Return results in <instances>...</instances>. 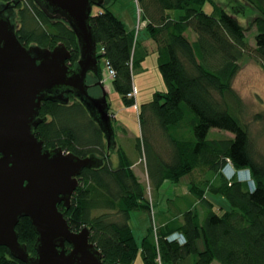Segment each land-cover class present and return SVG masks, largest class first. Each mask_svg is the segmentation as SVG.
Here are the masks:
<instances>
[{
  "label": "trees",
  "instance_id": "obj_1",
  "mask_svg": "<svg viewBox=\"0 0 264 264\" xmlns=\"http://www.w3.org/2000/svg\"><path fill=\"white\" fill-rule=\"evenodd\" d=\"M10 1H16L11 15L22 44L54 48L62 42L72 51L71 61L77 62L78 39L66 21L47 13L42 0H22L21 7L18 0H0V4ZM111 1L96 5L95 13L94 6L90 22L100 48L98 58L114 68L113 87L133 106L137 103L132 94L136 91L133 71L148 50L134 30H127ZM136 1L157 44L158 66L166 85L154 93L153 100L139 105L142 132L135 139L145 159L131 158L121 147L120 159L114 163L111 155L116 143L108 147L104 132L80 100L42 101L39 116L43 121L34 132L45 149L62 146L81 157L92 153L104 157L102 167L82 170L70 205L62 202L59 209L72 230L91 229L90 240L105 262L133 264L140 248L129 225L130 214L148 210L150 205L146 185L131 166L144 159L155 190L168 180L179 182L193 175L191 190L200 204L191 209L176 207L173 223L163 225L162 264H264V154L253 147L241 96L233 84L248 56L264 68V0H238L241 3L229 9L217 0ZM249 8L257 12L252 22L258 30L256 45L247 40L249 26L240 19ZM213 128L232 136L208 138ZM230 162L236 170L249 169L254 189L236 174L226 177L224 168ZM197 169L202 176H194ZM211 172L219 176V182L205 178ZM209 194L223 197L228 206L217 208ZM16 230L20 242L35 254L38 235L29 217H21ZM174 231L182 232L186 241L170 242ZM152 238L142 240L145 264H158V247ZM0 264L26 263L0 245Z\"/></svg>",
  "mask_w": 264,
  "mask_h": 264
},
{
  "label": "water",
  "instance_id": "obj_2",
  "mask_svg": "<svg viewBox=\"0 0 264 264\" xmlns=\"http://www.w3.org/2000/svg\"><path fill=\"white\" fill-rule=\"evenodd\" d=\"M105 1L42 0L47 13L62 18L75 32L80 51L75 66L72 51L62 42L54 48L22 44L9 14L16 1L0 4V245L26 264H126L105 262L90 240L91 229L72 230L59 209L62 202L70 205L82 170L102 167L104 157H81L62 146L45 149L34 132L43 121L42 101L69 104L73 94L104 132L108 147L116 143L108 90L100 79L102 94L93 95L87 79L89 72L100 74L90 20L93 7ZM18 2L21 7L22 0ZM23 216L38 235L33 255L16 230Z\"/></svg>",
  "mask_w": 264,
  "mask_h": 264
},
{
  "label": "rangeland",
  "instance_id": "obj_3",
  "mask_svg": "<svg viewBox=\"0 0 264 264\" xmlns=\"http://www.w3.org/2000/svg\"><path fill=\"white\" fill-rule=\"evenodd\" d=\"M218 3L221 6H226L228 9L230 5L241 3L238 0H217ZM114 2L117 5V9L123 5L125 8H129L131 11L134 8V13L136 15V19L134 22V31L135 35H140V31L144 28L145 23L144 19L142 17L141 11L138 9V2L136 0H112L110 4L114 5ZM247 4V3H246ZM245 4V5H246ZM123 7V8H124ZM225 7V8H226ZM97 10V6L94 8V13ZM124 10V9H123ZM120 11V10H119ZM142 14H140V13ZM257 14L256 10L254 9H247L246 14L240 15V19H242L245 26H249L247 31V40L250 41L252 45H256L255 35L257 34L256 25L252 22L253 17ZM17 22H19L17 20ZM251 23V24H250ZM100 53V48L98 50ZM99 63L100 67L102 68V73L100 74V79H102L104 85H110L112 75L109 73V69L107 68L106 61L103 57H99ZM150 58V57H149ZM153 67H155L153 65ZM159 67V66H158ZM159 73L160 67L158 68ZM148 74V80L156 79L155 76V68H152L151 70L147 71V73H141L138 69H135L133 71V77H134V87L136 88L135 93H139V97H137L138 103L135 104V106L127 105L125 103V100L122 98V96L117 93L116 91L109 92L107 95V100L109 102V110H111L112 114V121L113 125L115 126V130L117 129V132H120L118 129V125H116L115 120L117 119L127 122V124L130 126V129L132 132H134L137 137L141 135L140 130V120H139V105H142L143 102H148L150 99H146L145 95L149 93V90L152 88V84L150 83H144L142 86L141 84L143 79L141 75ZM154 75V77H153ZM136 82L138 84V87L136 86ZM234 88L241 96L242 100V116L247 123V126L250 128V134L253 139V147L261 153L264 154V68L263 66L255 61L253 58L248 56L247 58L242 61L241 69L238 71V75L233 80ZM107 86V87H108ZM142 87V88H141ZM138 88V90H137ZM73 100L71 98L70 102ZM255 114H262V118H256ZM117 115V117H116ZM124 134L121 131V135L117 137L116 135V145L113 149V153L111 155L112 159L113 156H118V159H120L118 149L121 148V145L123 142L125 144L127 143V140H130L131 148L128 150L130 153V157L133 158L136 157H143L144 154L140 152L137 149L136 146V139L135 137L132 139L133 135H129V132L127 130H124ZM116 132V131H115ZM116 132V134H117ZM128 133V134H127ZM232 136V132L226 131L224 129H211L209 132L208 138H230ZM157 143V142H156ZM128 146V145H127ZM167 149V148H166ZM135 159V158H134ZM145 159V158H144ZM139 161L137 165L131 166V170L134 172V174H137L139 176L140 180L143 181V184L146 185V201L147 204L150 205V208L148 210H132L131 211V219L129 221V225L134 232L135 228V235L138 239L137 244L139 249V253L137 257L135 258L133 264H145L144 259L142 258V242L139 241L141 239V236H147V237H153V241L156 243V246L158 247V255L161 254V236H160V230L162 229L164 224H170L173 223L174 217L172 215V207L176 208H182V209H191L199 207L200 204L198 203L196 197L194 196V192L191 190V180L193 179V175H187L183 177L179 182H173L172 180H168L165 182L163 186H161L160 189L155 190L151 184H149L148 179V173L146 169V162L145 160ZM199 170V169H197ZM202 172V170H201ZM225 175L227 178H232V173L228 170L224 169ZM202 176L200 173V170L198 173L196 172L194 176ZM218 175H215L213 172L207 173L205 178L209 179L210 181H213L214 183L219 182ZM247 181V180H246ZM170 197L171 200H170ZM209 197L211 201H213L216 204L217 208H226L227 201L221 196H211L209 194ZM173 201V202H171ZM175 205V206H174ZM169 206V211L167 212V207ZM200 212L201 209L199 208ZM146 230V233L145 231ZM135 237V236H134ZM136 239V240H137ZM143 240V239H141ZM139 242V243H138ZM160 264V263H159Z\"/></svg>",
  "mask_w": 264,
  "mask_h": 264
},
{
  "label": "crops",
  "instance_id": "obj_4",
  "mask_svg": "<svg viewBox=\"0 0 264 264\" xmlns=\"http://www.w3.org/2000/svg\"><path fill=\"white\" fill-rule=\"evenodd\" d=\"M124 6L121 5L118 9H117V5L116 3L114 2V5L112 7L113 11L115 12V14H117L123 21L124 23L126 24V27H127V30H134V22H135V19H136V15L134 13V8L132 9V11L129 9V8H123ZM124 9V10H123ZM138 9L141 11L140 9V5L138 4ZM120 10V11H119ZM140 13V12H139ZM141 14V13H140ZM142 15V14H141ZM180 13L179 12H176V16H179ZM144 19V18H143ZM144 23H145V26L144 28L140 31V35H138V40L140 42V44L143 46V48H147L148 50V54L146 55L145 58H143V60H141V63H139V67L136 68L138 69L142 74L145 72L147 73V71L151 70L152 68H155V76H156V79H153V80H148V74L145 75H141L143 79L142 83L141 84L142 86L144 85V83H150L152 84V88L149 90V93H147V95H145V98L146 99H150L148 100L151 101L153 100V96H154V93L156 91H159V90H164L166 88V85H165V82H164V79H163V76L160 75L159 73V70H158V54H157V44L155 43V41L152 39L151 37V34H149V31L147 29V20L144 19ZM150 57V58H149ZM153 65L155 67H153ZM154 77V75H153ZM108 85H105L106 89L108 90V93L109 92H112L113 90L115 91L114 87H113V84H112V79H111V82H110V85L107 87ZM136 86L138 87V84L136 82ZM142 88V87H141ZM138 90V88H137ZM137 97H139V93L137 91L136 93V99ZM144 103V102H143ZM137 104L138 103V100H137ZM135 106V105H134ZM117 117V115H116ZM116 122V125H118V129L120 130V132H117V129L115 130L117 132V137L121 135V131L125 134L126 131L124 132V130H127L129 132V135L131 136V134L133 135L132 139L135 137H137V135L131 131L130 129V126L127 124L126 121H124L123 119L119 120L117 119V121L115 120ZM115 127V126H114ZM128 134V133H127ZM127 143L128 144H125V142H123V144L121 145L122 148H125L127 151L130 150L131 148V142L130 140L128 141L127 140ZM128 145V146H127ZM113 161L114 163H117L119 161L118 159V156H113ZM139 162V159L138 160H135V164L134 165H137ZM165 184V182H164ZM163 184V185H164ZM162 185V186H163ZM161 188V187H160ZM159 188V189H160ZM172 197H170V200H171ZM173 199V198H172ZM173 202V201H171ZM175 206V205H174ZM167 212L169 211V206L167 207ZM172 213L173 211H175V208L172 207ZM145 233H146V230H144ZM135 228H134V236L136 238V235H135ZM144 236L142 234L141 236V239H143ZM137 239V238H136ZM139 240L142 242V240ZM138 241V239H137ZM139 243V242H138Z\"/></svg>",
  "mask_w": 264,
  "mask_h": 264
},
{
  "label": "built area",
  "instance_id": "obj_5",
  "mask_svg": "<svg viewBox=\"0 0 264 264\" xmlns=\"http://www.w3.org/2000/svg\"><path fill=\"white\" fill-rule=\"evenodd\" d=\"M107 64V68L109 69V73H111L112 77L115 75V70L114 68H112L108 62H106ZM132 94H135V92H132ZM226 170H228L229 172L232 173V175L236 174L238 176L239 179L241 180H247L248 181V184H249V187L250 189H254L255 187V181L253 179H251L250 177V172L249 171H246L245 169L243 170H236L234 169L233 167V164L230 162L228 163L225 168ZM168 240L171 242V241H178L180 244L184 243L186 241V238H185V235H183V233L179 232V231H174L172 232L169 237H168ZM159 256V255H158ZM158 258V264H162V258L157 257Z\"/></svg>",
  "mask_w": 264,
  "mask_h": 264
},
{
  "label": "flooded vegetation",
  "instance_id": "obj_6",
  "mask_svg": "<svg viewBox=\"0 0 264 264\" xmlns=\"http://www.w3.org/2000/svg\"><path fill=\"white\" fill-rule=\"evenodd\" d=\"M13 10L14 9L11 8L9 10V14H11ZM75 64L76 63H73L72 62V66H75ZM99 69H100V74H101L102 73V68L100 67V63H99ZM100 74H99V77H97L93 72H89L88 77H87V79H88V85H89V90L95 96H100L102 94V91H103V89H101V84H99ZM71 97L76 98L73 94H70V100H71ZM29 253L32 255L31 252H29Z\"/></svg>",
  "mask_w": 264,
  "mask_h": 264
},
{
  "label": "clouds",
  "instance_id": "obj_7",
  "mask_svg": "<svg viewBox=\"0 0 264 264\" xmlns=\"http://www.w3.org/2000/svg\"><path fill=\"white\" fill-rule=\"evenodd\" d=\"M243 169H245L246 171H249V169H246V168H243ZM250 172V171H249ZM233 176V175H232ZM239 179V178H238ZM241 180V179H240Z\"/></svg>",
  "mask_w": 264,
  "mask_h": 264
}]
</instances>
